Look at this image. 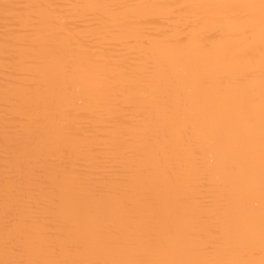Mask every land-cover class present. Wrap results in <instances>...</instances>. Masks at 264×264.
<instances>
[{"label":"bare ground","instance_id":"6f19581e","mask_svg":"<svg viewBox=\"0 0 264 264\" xmlns=\"http://www.w3.org/2000/svg\"><path fill=\"white\" fill-rule=\"evenodd\" d=\"M4 2L44 7L25 9V17L39 23L19 27L6 24L0 9V259L5 196L20 176L12 161L23 160L33 172L26 180L41 201L32 213L37 223L29 257L45 258L53 234L69 246L79 244L73 258L136 254L135 247L86 244L83 234L91 224L103 230L105 242L119 229L120 240L137 242L145 258H222L209 249L226 212L240 254L254 226L255 248L247 258L258 261L259 28L255 35L245 30L252 10L196 6L260 0ZM68 63L70 76L64 72ZM201 77L212 86L200 87ZM241 77L247 88L218 86L221 79ZM69 85L71 102L64 98ZM249 111L256 114L254 129L245 119ZM105 178L148 198L135 219L126 220L111 202L95 220L87 215L95 207L92 188ZM53 189L63 194L65 208L46 219ZM49 223L54 233L45 227ZM156 240L166 246L162 253L150 247Z\"/></svg>","mask_w":264,"mask_h":264},{"label":"snow or ice","instance_id":"6c2138e0","mask_svg":"<svg viewBox=\"0 0 264 264\" xmlns=\"http://www.w3.org/2000/svg\"><path fill=\"white\" fill-rule=\"evenodd\" d=\"M44 7L41 5L31 4H17V3H0V9L3 10V17L6 24L9 21H15L17 27L24 23L38 24L37 17H25L24 10ZM49 9L54 7H97L93 5H80V6H47ZM196 7H238L252 10V14L246 17V31L255 35L257 25L259 28V37L261 45V62H260V101H259V155H260V214H259V251L260 259L247 258L249 253L254 252L255 248V229L251 226L247 234L246 249L243 254L238 252L239 245L236 243L234 230L228 219V214L224 213V220L220 230L217 232L213 246L209 251L215 255L217 252L223 253L222 258H214L207 260H182V259H165V258H145L139 251L140 245L132 241L126 245L119 238V229H114L110 241L105 242L101 232L102 229H96L93 225H89L83 234L84 242L110 246L118 249H125L127 247L137 248L134 256L122 258H89L79 259L73 258L79 255L80 246L74 244L69 246L64 240L57 238L54 234L49 239L46 248L45 258H33L28 256V248L34 246L32 241V230L37 223V217L32 213L40 207L41 201L39 196L35 193L30 183L27 182L26 177H30L33 172L30 167L26 168V162L23 160H13V166L19 167L20 176L15 181V187L12 188L11 195L6 192L5 206H4V220H5V239H4V254L5 258L0 259V264H264V0H260L259 4H246V5H209V6H196ZM258 10V15H257ZM83 43L80 47H83ZM73 71L72 63L64 66L66 76H70ZM200 87L212 86V81L205 77L199 80ZM219 87L225 89H232L238 87L241 89L247 88V81L241 77L238 80L231 78L221 79ZM64 98L66 101L71 102L72 89L67 86L64 90ZM245 119L249 129H254L256 125V114L254 111L246 113ZM71 134V133H70ZM39 137H33L32 143H39ZM103 160V157H97ZM232 171L235 172L236 168L233 166ZM120 172L118 168L113 169V176L119 177ZM206 173L201 176V179H206ZM175 176L171 173L168 174L170 183H175ZM54 192L48 200L47 215L51 216L57 212L64 210L65 200L62 193ZM252 193L250 192L249 195ZM92 199L95 202V207L87 209V215L95 220L96 217L101 215L103 206L106 203H113L118 211L126 213V220H133L143 210L142 206L147 201L146 196H141L134 191L133 186L121 183L119 179L105 178L103 184L97 185L92 188ZM153 221L159 219L158 210L153 208L151 211ZM49 230L54 233V225L47 224ZM150 247L158 252L165 250V244L162 241H152Z\"/></svg>","mask_w":264,"mask_h":264}]
</instances>
